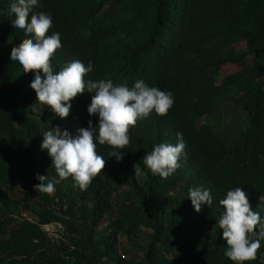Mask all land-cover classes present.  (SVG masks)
<instances>
[{
	"label": "trees",
	"instance_id": "16d2710c",
	"mask_svg": "<svg viewBox=\"0 0 264 264\" xmlns=\"http://www.w3.org/2000/svg\"><path fill=\"white\" fill-rule=\"evenodd\" d=\"M0 3V264H234L216 221L219 200L242 187L264 215V0H42L53 16L48 34L62 47L54 69L92 61V79L129 86L143 80L174 94L163 117L130 126L123 159L98 145L105 166L89 186L69 177L37 192L36 174L57 176L42 131L73 135L87 127L94 92L78 95L60 119L37 101L33 73L11 61L23 30ZM172 46L164 50V45ZM239 47V45H241ZM239 70L223 75L222 68ZM186 136L180 167L153 174L143 156ZM136 169L140 170L137 174ZM58 178V177H57ZM210 189L213 203L195 211L190 187ZM48 227V230H47ZM255 261L264 264V241Z\"/></svg>",
	"mask_w": 264,
	"mask_h": 264
},
{
	"label": "clouds",
	"instance_id": "9594fccd",
	"mask_svg": "<svg viewBox=\"0 0 264 264\" xmlns=\"http://www.w3.org/2000/svg\"><path fill=\"white\" fill-rule=\"evenodd\" d=\"M6 4L12 27L23 30L26 37L11 49L10 59L17 62L23 73H33L29 87L35 91L37 101L50 106L56 116L64 119L70 114L71 101L78 95L86 91L95 93L87 111L90 117L98 118L96 125L90 119L87 127L77 129L75 135L59 126L42 131L41 150H47L57 176L49 178L47 174L37 173L36 179L40 183L34 185V190L53 193L55 185L69 177L75 181L74 186L85 189L105 166L106 158L98 154V145L110 146L112 151L107 158L115 157L121 161V150L130 143V126L153 112L163 117L174 104V94L150 87L143 80H136L129 86L126 82L116 84L111 79L89 78L88 74L94 70L92 61L85 65L81 60H73L56 71L51 60L62 47L61 34H48L53 26V16L36 11L42 8V0H7ZM171 47L165 44L164 50ZM173 131L177 135L175 144H156L143 156L144 166L162 179L180 167L178 161L186 146L182 131L179 128ZM136 172L139 174L140 170L136 169ZM187 198L197 212L201 205L213 203L210 189L202 186L190 187ZM219 204L223 213L216 223L223 230L226 241L224 256L234 264L255 261L264 241V215L252 210L248 193L242 187L227 190Z\"/></svg>",
	"mask_w": 264,
	"mask_h": 264
},
{
	"label": "rangeland",
	"instance_id": "374dc122",
	"mask_svg": "<svg viewBox=\"0 0 264 264\" xmlns=\"http://www.w3.org/2000/svg\"><path fill=\"white\" fill-rule=\"evenodd\" d=\"M241 45H239V47H241ZM239 70L238 66L236 65H226L222 68V74L223 75H227V74H231V73H235ZM48 230V227H47Z\"/></svg>",
	"mask_w": 264,
	"mask_h": 264
}]
</instances>
